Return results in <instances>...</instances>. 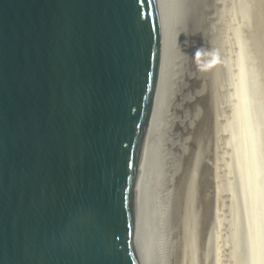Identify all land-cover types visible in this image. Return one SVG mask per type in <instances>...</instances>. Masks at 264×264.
Instances as JSON below:
<instances>
[{
    "label": "water",
    "instance_id": "water-1",
    "mask_svg": "<svg viewBox=\"0 0 264 264\" xmlns=\"http://www.w3.org/2000/svg\"><path fill=\"white\" fill-rule=\"evenodd\" d=\"M189 1L0 0V264L148 262Z\"/></svg>",
    "mask_w": 264,
    "mask_h": 264
},
{
    "label": "rangeland",
    "instance_id": "rangeland-1",
    "mask_svg": "<svg viewBox=\"0 0 264 264\" xmlns=\"http://www.w3.org/2000/svg\"><path fill=\"white\" fill-rule=\"evenodd\" d=\"M184 17L178 86L161 133L162 154L155 150L146 161L145 195L153 220L144 226L151 227L150 232L158 228L164 239L170 233L173 240L172 246H160L158 264L181 262L182 252L191 264H264V0H190ZM165 159L181 174L171 187V204L153 190L157 181L170 184L161 175ZM212 162L219 163L218 172L228 174L218 173L222 191L217 203L207 178ZM183 187L190 193L187 209L177 208ZM155 208L161 212L156 226ZM215 231L220 232L216 245ZM150 237L156 258L157 238Z\"/></svg>",
    "mask_w": 264,
    "mask_h": 264
},
{
    "label": "bare ground",
    "instance_id": "bare-ground-1",
    "mask_svg": "<svg viewBox=\"0 0 264 264\" xmlns=\"http://www.w3.org/2000/svg\"><path fill=\"white\" fill-rule=\"evenodd\" d=\"M245 85V84H244ZM232 116V115H231ZM222 121V120H221ZM164 124H165V122H164ZM164 124L162 125V127H161V129H160V131L158 132V134H157V136H156V138H155V140H154V142H153V144H152V146L150 147V149H149V151H148V153H147V156H149V159L153 156L152 154L154 153V151L156 150V151H161L162 150V148H161V145H160V142H161V144H162V138H164V136L161 134L162 132H163V130L165 129V126H164ZM215 125H218V123L216 124L215 123ZM219 127V126H218ZM222 127V126H221ZM220 127V128H221ZM201 128V127H200ZM217 127H215V129H216ZM220 128H219V130H220ZM232 129V128H231ZM204 131V130H203ZM221 132V131H220ZM213 133V132H212ZM217 133H219V132H217ZM221 133H224V132H221ZM211 135H213V134H211ZM220 135H222V134H219V136ZM223 136V135H222ZM229 136V135H228ZM224 137H227V135L225 136L224 135ZM220 137H218L217 139H219ZM216 139V138H215ZM216 139V140H217ZM224 139V138H223ZM226 139V138H225ZM220 140H222L221 138H220ZM229 141V140H228ZM227 141V142H228ZM232 143V142H231ZM237 143V142H236ZM212 144V143H211ZM215 144H216V142H215ZM215 144L213 145V146H215ZM219 144V143H218ZM227 144V143H226ZM198 146V145H197ZM205 146V145H204ZM217 147H219L220 145H216ZM215 146V147H216ZM237 146V145H236ZM172 147H174V146H172ZM192 147V146H191ZM199 147V146H198ZM223 147H224V144H223ZM170 148V147H169ZM168 148V149H169ZM167 149V148H166ZM214 149V147L211 149V150H213ZM216 149V148H215ZM225 149H226V147H225ZM228 149V148H227ZM230 149V148H229ZM216 150H218V149H216ZM216 150H214V152L216 151ZM231 150V149H230ZM207 151V150H206ZM229 150H226V152H228ZM213 152V154L212 155H214L215 153ZM219 152V151H218ZM217 152V153H218ZM150 154V155H149ZM161 154H162V151H161ZM156 155H158V154H156ZM185 155V154H184ZM159 156V155H158ZM174 156V155H173ZM191 156V155H190ZM156 157V156H155ZM160 157V156H159ZM159 157H157V158H159ZM172 157V156H171ZM198 157V156H197ZM201 157V156H200ZM215 157V156H214ZM153 158V157H152ZM180 158V157H179ZM182 158V157H181ZM193 158V157H192ZM216 158V157H215ZM215 158H213V159H215ZM176 160V159H175ZM178 160V159H177ZM181 160V159H180ZM187 160V159H186ZM196 160V159H195ZM211 160H212V158H211ZM217 160V159H216ZM219 160H220V158H219ZM147 161V160H146ZM146 161H143V164H142V171H141V183H142V191H143V193H142V197H141V200H140V206L142 207V202H143V206L145 207L146 205V196L148 195V192H145V186H146V182H145V170H146ZM150 161V160H149ZM214 161V160H213ZM221 161V160H220ZM219 161V162H220ZM222 161H224V160H222ZM226 161V160H225ZM215 163V162H214ZM213 162H212V164H214ZM233 163V162H232ZM148 164V163H147ZM175 164V163H174ZM200 164V163H199ZM212 164H211V167H212V171L213 172H210L212 175L209 177H207V178H209V181L210 182H208V183H211V186H210V188H211V192H210V196H211V199L212 200H214V202H216L217 203V201H218V199H219V197H220V195H221V193H220V190L221 189H219L220 187H219V181H220V178H219V181H218V173H220V175L223 177V175L224 174H221L222 172L224 173V171L223 170H220L221 172H218V170H217V167L219 168V166H217V165H219V163L217 164H214V167L212 166ZM223 164H224V162H223ZM152 165V163H150V166ZM228 165H229V163H228ZM230 165H232V164H230ZM158 166V165H157ZM161 166H163L162 167V170H164V172L161 174V173H159V174H161L164 178H166V180L167 181H169L170 182V184L168 185V186H164V185H162L161 186V183H158V181H157V183H156V186L154 187V191H155V194H156V190H157V192H159V193H161V194H163V195H166V198H167V202L169 203V204H171L172 203V201H173V199H174V195H173V192H172V189L173 188H171L172 186H173V182L175 183V177H177V176H179L180 177V175L181 174H176V172L174 171V169L176 168V166H174V165H172V166H170L169 165V161H166V159H165V161H164V165H161ZM185 166V165H184ZM225 166H226V164H225ZM148 167H149V165H148ZM180 168H182V165L181 166H179ZM209 167V166H208ZM179 168V169H180ZM186 168V167H185ZM183 169V170H181V172L182 171H184V170H187V169ZM190 168V167H189ZM193 168V167H192ZM226 168V167H225ZM227 168H230V167H227ZM226 168V169H227ZM153 169H154V167H153ZM231 169V168H230ZM228 170V169H227ZM155 172L157 171V170H154ZM153 171V172H154ZM211 171V170H210ZM188 172V171H187ZM186 172V173H187ZM147 173H148V171H147ZM178 173H179V171H178ZM185 172H184V175L186 174ZM154 174V173H153ZM156 174H158V173H156ZM226 174H227V172H226ZM225 174V175H226ZM155 175V174H154ZM207 175V174H206ZM224 175V176H225ZM228 175V174H227ZM161 176V177H162ZM158 177V176H157ZM156 177V178H157ZM148 178V177H147ZM155 178V177H154ZM159 178V177H158ZM190 178H188V180H189ZM195 179V178H194ZM159 180H161V179H159ZM177 180V179H176ZM156 181V180H155ZM184 181V180H183ZM152 182V181H151ZM154 182V181H153ZM153 182H152V184H153ZM178 182V181H177ZM224 182H225V180H224ZM155 183V182H154ZM179 183V182H178ZM184 183H186V182H184ZM190 183V182H189ZM188 184V183H187ZM186 184V185H187ZM191 184V183H190ZM194 184V183H193ZM149 185V184H148ZM155 185V184H154ZM178 185H181V184H178ZM185 185V186H186ZM223 185V184H222ZM184 186V185H183ZM224 186H226V183L224 184ZM149 187V186H148ZM176 187H177V183H176ZM176 187H174L175 189H176ZM190 187H191V185H190ZM185 187H183V188H181L179 191H180V193L181 194H179L180 196H178V201H179V204H178V207L177 208H181V209H187V207L189 206L188 204H189V201H188V198L190 197L189 195H190V193H189V190L187 191V192H185V189H184ZM189 188V187H188ZM187 188V189H188ZM192 188H193V185H192ZM191 188V189H192ZM156 189V190H155ZM225 189V188H224ZM226 189H228V188H226ZM174 190V189H173ZM154 191H152V192H154ZM222 191V190H221ZM194 192V191H193ZM145 193H147V195H145ZM174 193H175V191H174ZM178 194H176L175 195V197L177 196ZM157 196V195H156ZM162 196V195H161ZM149 198V197H148ZM147 198V199H148ZM150 199V198H149ZM175 201V200H174ZM177 201V200H176ZM149 203H150V201H149ZM153 203V202H152ZM175 203V202H174ZM219 203V202H218ZM156 207V206H155ZM215 207V206H214ZM151 209L153 210V208H152V204H151ZM150 208H149V210H151ZM213 210H214V208H213ZM149 212V211H148ZM151 212V211H150ZM160 211L158 212L157 211V208H155V213L154 214H156V215H154L155 217H156V219L154 218V221H152V222H154V224H155V226L156 225H160V223H161V218H160ZM187 213V212H186ZM215 213V211L213 212V214ZM152 215V214H151ZM145 216H146V214H145V212H142V216H141V225H142V227L144 226V225H146L147 223H150V221L148 222H146V224H145V222H144V220H142V219H144L145 218ZM149 216V215H148ZM216 217H219V215L218 214H216ZM150 218H151V216H150ZM149 219V218H148ZM147 220V219H146ZM145 220V221H146ZM149 220H153V219H149ZM216 221V220H215ZM151 224V223H150ZM190 225V224H189ZM151 226V225H150ZM152 226H153V224H152ZM143 229V232L145 233L144 234V237H146V240H147V238L149 237V236H151V234H153V237H155V238H157L156 240H157V244H156V248H157V250H156V258H155V256H154V254H153V251H152V248H151V251L150 250H146V258L148 259V262H147V260H146V264H151V260L153 259V261H155V259L157 260V262H158V255H159V252H160V250H161V248H160V246H162V245H166L165 243H167V244H169V245H171L172 246V239H171V236H170V233H169V235H167V237L164 239L163 237H162V235H161V232H160V230L157 228L156 229V227H155V229L153 228V231L152 232H150V229H151V227H149V226H147V227H143L142 228ZM146 229V230H145ZM191 229V228H190ZM189 229V230H190ZM192 230V229H191ZM220 231V230H219ZM215 232H217V231H215ZM218 233H220V232H217V235H216V237H215V245L217 244L216 243V241H219V237H218ZM189 234V233H188ZM191 234V233H190ZM223 234V233H222ZM185 236V235H184ZM214 236V235H213ZM225 236V235H224ZM229 237V236H228ZM151 238V237H150ZM217 238H218V240H217ZM145 239V238H144ZM226 239H227V237H226ZM222 240H224V239H222ZM177 244H178V248H181V245L182 246H184L183 245V243H182V241H181V238L180 237H178L177 238ZM148 245V244H147ZM186 245V244H185ZM219 245V244H218ZM217 245V247H219ZM196 248V247H195ZM217 248H215V250H216ZM219 249V248H218ZM173 250V249H172ZM150 251V252H149ZM174 251V250H173ZM234 251V250H233ZM216 252H218V251H216ZM148 253V254H147ZM220 253V251L218 252V254ZM231 253H232V250H231ZM217 254V253H216ZM217 254V255H218ZM230 254V253H229ZM213 255H215V254H213ZM212 255V256H213ZM211 256V255H210ZM216 257H219V256H216ZM222 257V256H221ZM221 257H219V258H221ZM225 257V256H224ZM230 257V256H229ZM186 258H188L187 256H186ZM186 258H184V252H182V257H181V262H180V259H178V262H175V264H186L187 263V259ZM234 259V258H233ZM215 260H218V262H220V260L217 258H215ZM223 260V259H222ZM188 261H190L189 259H188ZM213 261V260H212ZM231 261V260H230ZM217 262V263H218ZM190 264H191V261L189 262ZM189 263H187V264H189ZM229 263V262H228ZM231 264H234V263H231Z\"/></svg>",
    "mask_w": 264,
    "mask_h": 264
}]
</instances>
